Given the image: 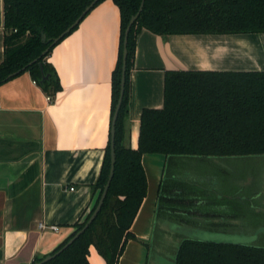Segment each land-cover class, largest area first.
<instances>
[{
	"label": "crops",
	"instance_id": "1",
	"mask_svg": "<svg viewBox=\"0 0 264 264\" xmlns=\"http://www.w3.org/2000/svg\"><path fill=\"white\" fill-rule=\"evenodd\" d=\"M119 23L117 5L101 0L52 47L47 61L61 87L50 100L27 70L0 83V264H30L64 239L90 204L108 140ZM4 33L0 0V62ZM178 69L264 71V32L164 36L142 28L129 73L126 146L137 147L142 110L163 106L165 72ZM222 158L142 154L146 194L130 225L135 238L117 264H148L157 226L194 229L178 238L244 242L232 239L239 231L224 239L216 232L230 230L206 226L237 217L233 201L214 186L211 165ZM195 162L201 168L189 166ZM233 194L243 203V193ZM87 258L106 264L93 244Z\"/></svg>",
	"mask_w": 264,
	"mask_h": 264
},
{
	"label": "trees",
	"instance_id": "2",
	"mask_svg": "<svg viewBox=\"0 0 264 264\" xmlns=\"http://www.w3.org/2000/svg\"><path fill=\"white\" fill-rule=\"evenodd\" d=\"M91 1L3 0L5 33L0 83L27 70L52 98L61 85L47 56L78 23L55 42H52L53 38L68 27ZM100 1L96 0L79 21ZM113 2L120 16L119 45L111 72L108 140L98 177L92 184L91 196L98 190L97 198L110 165V129L120 88L124 30L141 0ZM142 28L164 36L264 32V0H143L127 34L124 92L114 122V171L106 195L88 226L41 264H90L87 258L90 244L95 246L106 264L118 263L126 241L135 238L130 225L146 194V174L141 162L144 152L216 157L264 154V71H166L163 106L144 108L137 147L124 144L129 110V73L136 35ZM41 32L45 34V42L41 41ZM34 58L37 59L29 63ZM38 62H42L43 71L48 75L44 80H41ZM16 70L17 73L7 76ZM159 201L161 207V199ZM95 204L96 201L83 221L80 216L74 222L75 229L51 253L83 226ZM179 239L180 242L172 246V264H264V246L188 236ZM39 259L40 256L34 257L30 264Z\"/></svg>",
	"mask_w": 264,
	"mask_h": 264
},
{
	"label": "rangeland",
	"instance_id": "3",
	"mask_svg": "<svg viewBox=\"0 0 264 264\" xmlns=\"http://www.w3.org/2000/svg\"><path fill=\"white\" fill-rule=\"evenodd\" d=\"M222 159L224 160H221L220 164L211 165V170L215 174L214 179H216L214 186L222 189L226 199L229 198L231 203L233 201L234 205L231 209L235 211L237 217H235V221L231 222H207L206 226L210 228L213 225L212 230H230L228 233L216 232L217 235H222L223 237H221L224 239L229 238L228 236H231L232 231H239L232 237L233 240L254 241L264 245V154L227 156V158ZM189 166L192 168L194 166L196 169L201 168L202 164L195 162ZM234 191H239L245 195V203L244 201L240 203L238 197L233 196ZM246 201H249L248 204ZM193 230L192 228H184L165 231L157 226L156 238L152 239L151 244H149L148 264H172V246L174 243L170 241L179 240L178 232L191 233ZM164 232H167L168 235L171 234L170 237H161Z\"/></svg>",
	"mask_w": 264,
	"mask_h": 264
},
{
	"label": "water",
	"instance_id": "4",
	"mask_svg": "<svg viewBox=\"0 0 264 264\" xmlns=\"http://www.w3.org/2000/svg\"><path fill=\"white\" fill-rule=\"evenodd\" d=\"M96 0H92L82 11V13L68 26L66 27L59 35H57L56 37L53 38L52 42H55L56 40H58L62 35H64L74 24L78 23L81 15L88 10L93 3ZM143 5V0H141L140 5L138 7V10L136 11V13L132 14L129 18V21L127 23V26L124 30V38H123V49H122V63H121V75H120V88H119V94H118V98L115 104V108H114V112H113V116H112V121H111V129H110V165H109V171H108V176L106 179V182L103 186V189L100 193V195L97 198L98 195V190H96V192L94 193L90 204L88 205V207L86 208V210L84 211V213L82 214V216L80 217V221H83L85 216L88 214V212L91 210V208L93 207L95 201L96 204L91 212V214L89 215V217L87 218V220L85 221V223L83 224V226L76 230L75 233L59 248L57 249L55 252L51 253V251L63 240H61L58 244H56L52 249H50L48 252L40 255V259L35 261L33 264H41L45 261H47L48 259H50L51 257H53L55 254H57L60 250H62L64 247H66L69 243H71L73 241L74 238H76L87 226L88 224L92 221V219L95 217L96 213L98 212V210L101 207V204L104 200V197L106 195L110 180L113 176V171H114V162H115V152H114V122L116 119V115L119 109V106L121 104V100H122V96H123V92H124V84H125V69H126V56H127V48H126V43H127V34H128V30L130 28V25L133 23V21L135 20V18L137 17L138 13L140 12L141 8ZM41 41L45 42L46 38H45V34L43 32H41ZM48 47H46L41 54H43ZM37 58L32 59L29 63H31L32 61H35ZM38 66L40 69V73H41V80H44L45 78H47V74L44 73L43 71V65L42 62H38ZM24 68V67H22ZM18 70L13 71L11 73H9L7 76H11L14 75L15 73H17ZM75 229V227L72 228L71 232ZM70 232V233H71ZM69 233V234H70ZM68 234V235H69ZM67 235V236H68Z\"/></svg>",
	"mask_w": 264,
	"mask_h": 264
},
{
	"label": "flooded vegetation",
	"instance_id": "5",
	"mask_svg": "<svg viewBox=\"0 0 264 264\" xmlns=\"http://www.w3.org/2000/svg\"><path fill=\"white\" fill-rule=\"evenodd\" d=\"M245 156V155H244ZM249 233V232H248ZM233 239V238H232ZM178 242H180V239H179V241ZM177 242V243H178ZM177 243H174V244H177ZM229 243H238V242H235V241H230ZM243 244H249V245H260V246H264L263 244H259V243H256V242H254V241H244V242H242Z\"/></svg>",
	"mask_w": 264,
	"mask_h": 264
},
{
	"label": "built area",
	"instance_id": "6",
	"mask_svg": "<svg viewBox=\"0 0 264 264\" xmlns=\"http://www.w3.org/2000/svg\"><path fill=\"white\" fill-rule=\"evenodd\" d=\"M46 98L48 99V100H50V96L49 95H47L46 96ZM71 189H72V187H70ZM39 226L40 227H44L45 225L43 224V223H39ZM49 226V228H51V229H53V230H56L58 227H57V225H55V224H50V225H48Z\"/></svg>",
	"mask_w": 264,
	"mask_h": 264
}]
</instances>
